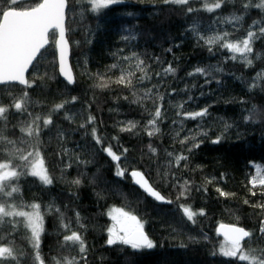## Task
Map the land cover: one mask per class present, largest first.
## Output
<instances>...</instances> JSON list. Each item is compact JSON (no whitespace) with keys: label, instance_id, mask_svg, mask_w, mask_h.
I'll list each match as a JSON object with an SVG mask.
<instances>
[{"label":"trees","instance_id":"obj_1","mask_svg":"<svg viewBox=\"0 0 264 264\" xmlns=\"http://www.w3.org/2000/svg\"><path fill=\"white\" fill-rule=\"evenodd\" d=\"M40 1L21 0L18 9L28 10ZM210 1L214 0L180 5L118 0L93 11L88 0H70L66 36L73 86L58 76L51 40L27 76L34 82L32 87L0 86V103L5 105L28 92V111L21 115L11 109L7 121L0 120V129L23 153L38 150L52 180L44 185L38 177L22 175L10 182L19 187L13 194L16 202L41 206L39 253L44 264H65L72 257L78 264H248L221 253L223 240L216 231L224 224L253 233L242 243L246 249H264L259 231L264 221V209L259 207L264 204V185L258 183L264 173L253 166H264V76L254 79L264 72V36L254 39L252 53L246 54L251 66L244 54L220 47L242 41L249 30L259 36L264 10L245 9L249 0H226L221 8L208 11L205 5ZM189 7L195 11L188 12ZM237 16L241 19H233ZM224 33L226 40L212 45L199 39ZM168 67L175 71L165 73ZM198 67L205 73L195 72ZM121 75L124 83L117 82ZM61 103L64 107L53 111ZM156 108L162 113L155 124L159 130L149 135ZM204 108L208 114L203 118L184 116ZM250 113L254 115L248 121ZM36 116L40 117L38 141L35 133L29 137L21 132L23 123ZM49 116L53 123L44 128L42 121ZM89 116L94 117L91 123ZM128 122L136 127L121 131ZM93 128L101 144L93 139ZM218 137L220 142L213 143ZM105 147H111L119 159L112 160ZM178 157L186 159L177 163ZM117 166L125 171L123 177L116 175ZM133 170L171 203L158 204L137 189L128 175ZM77 179L79 184L74 183ZM182 205L196 213L193 220L187 219ZM114 209L136 216L153 242L152 249L106 243ZM5 219L24 221L23 217ZM64 224L82 234L86 261L80 259L78 245L64 244V235L70 234ZM0 236L5 245L13 241L20 264H33L31 230L23 222L14 231L12 224L0 226Z\"/></svg>","mask_w":264,"mask_h":264},{"label":"snow or ice","instance_id":"obj_2","mask_svg":"<svg viewBox=\"0 0 264 264\" xmlns=\"http://www.w3.org/2000/svg\"><path fill=\"white\" fill-rule=\"evenodd\" d=\"M88 2L91 4L92 10L96 11L115 4L118 0H88ZM169 2L183 5L187 4L188 0H165V3ZM225 2L226 0H217V2H215L212 6H208L206 4L205 7L206 10L213 11L214 9L221 8V5ZM0 3L6 5V7L0 8V85L6 86L16 82L25 86V88L32 87L34 82H29L25 79V73L29 70V67L33 65L34 61L37 60L38 54L41 53V50L44 49L46 45H49L50 40L59 51L60 74L65 77L68 84L74 83L73 77L66 72L64 65L68 47V41L65 39V18L70 0H43V2L36 3V6L30 8L29 10L18 9V5L21 3V0H0ZM252 6L264 10V0H259L258 3H253V0H249V2L243 4L245 9ZM193 11L195 10L191 7L188 8V12ZM233 19L239 20L241 17L237 16L233 17ZM255 23L258 22H254V24ZM50 30H52L51 33ZM193 31H195V29H193ZM227 35V33H224L223 36L216 35L208 37L207 39L201 36L199 39H202L205 43L212 45L226 40ZM260 36H264V26L259 27V36L256 32L249 30L247 38L242 41L238 43H220V47L227 48L233 54H244L246 65L251 66L252 61L247 58L246 54L252 53V42L254 39L260 38ZM209 51H212L211 47L209 48ZM231 58L236 59V56L233 55ZM125 59L128 58L125 57ZM140 63L142 64L143 62L141 61ZM112 67L115 68L116 65L114 64ZM137 67L139 68L140 64H137ZM141 71H143L142 68ZM164 71L165 73H173L175 70L172 67H168ZM195 72L204 74L205 70L198 67ZM157 75H159V73H157ZM189 75H194V73H189ZM261 76H264V72L258 73L257 78L254 79H258ZM144 78L145 77L142 76L141 80ZM124 81L125 77L121 75L117 82L124 83ZM99 86L104 87L106 85L102 84ZM255 86L257 85L254 83L253 87ZM27 97L28 92L24 91L21 97H12L11 102L7 105L0 103V120L7 121L8 113L11 109H15V112L21 115L26 113L28 111L27 105L30 102ZM189 99H191V97H189ZM76 100V97H72L73 102ZM63 107V103L57 104L53 111H57ZM207 114L208 109L204 108L196 112H185L184 116L186 119L195 120L197 118H203ZM28 115L31 116L32 114L28 113ZM253 115V113H250V115L245 119L251 121L253 119ZM161 116L162 113L160 108H156L154 118L149 121V124L153 125V131L149 132V135H153L155 131L159 130L158 128H155V124L156 120L161 118ZM39 120L40 117L36 116L31 122H24L21 127V132L26 133L29 137H33V134L35 133L34 138L38 141L41 131L40 125L37 123ZM93 121L94 117L89 116L88 122L91 123ZM42 123L44 128H47L53 123V121L49 116V118H44ZM6 126L7 125L5 124V127ZM230 126L231 125H225L226 128ZM81 127H84V125H81ZM135 127V123L128 122V127L122 128L121 131H130ZM203 135H206V133H203ZM92 137L97 144H101L102 141L97 136L95 128L92 130ZM194 139L195 138L193 137V140ZM219 142V137L213 141V143ZM149 147L151 151H155L151 148V146ZM194 147H199V144H194ZM103 151L107 153L112 160L119 159V157L113 153L111 147H105L103 148ZM125 152H127V149H125ZM0 154H3L0 155V226L12 224L14 231L16 224L23 222L25 227L31 230V236L28 239L35 250V255L32 257L33 264H36V262L44 264V260L39 253L40 235L43 231V217L40 212L41 206L36 203L25 205L23 203L16 202L13 194L19 192V187L10 182L18 179L22 175L38 177L44 185L51 184L52 180L49 178L46 170L44 169V161L40 158L39 151H30L26 154L23 153L21 149L16 146L15 141L8 139L7 136L4 135L3 129H0ZM169 155H171V153ZM34 156L35 159H33ZM181 159H186V157H178L177 163H179ZM14 160H18L19 162L15 163ZM81 162L86 163L85 161ZM116 175L123 177L125 175V171L117 166ZM130 175L134 179V183L142 188L149 196L154 197L158 201L164 200V197L155 191L154 188L148 184L147 180L143 179L141 172L133 170L130 172ZM141 181L143 182L141 183ZM256 182L257 181L255 179L251 181L253 185H255ZM74 183L79 184V179L74 181ZM258 183L260 185H264V178H260ZM185 184H187V182H185ZM217 191L220 190L217 189ZM181 195H184V193L182 192ZM220 195L224 196L226 193L220 191ZM253 195H255V192H253ZM167 202L171 203V201ZM245 203L248 202L245 201ZM259 207L264 209V204L259 205ZM24 208H31V211H25L23 210ZM181 208L187 216V219L190 221L193 220V216L196 215V213H193L188 207L183 205ZM57 211L59 210L57 209ZM113 211L116 212L117 215H113L112 219L119 225V227L108 229L109 236L106 241L108 245L121 243L124 245H130L133 250L153 248V242L142 230V225L139 223L136 216L130 215L129 213L123 212L119 209H115ZM199 214L203 215V210H201ZM10 217H23L24 221L5 219ZM60 218L61 223L63 224V213L60 214ZM77 222H79L78 213ZM63 226L66 229H69V225L64 224ZM81 227H83V225H81ZM259 231L260 234L264 236V221H261ZM223 234L227 240V244H225L222 248V254L224 256L235 257L239 261H247L248 264H264V249H246L241 244V241L245 238H251L253 233L245 230L244 228L230 227ZM3 239L4 237L0 236V241H3ZM63 241L65 245L68 244V242H71L72 245H78L80 259L86 261L87 249L85 247L82 234H79L77 231L70 230V234L64 235ZM19 255L23 256V253H19ZM11 261H16L17 264H20L13 241H9L7 245L0 242V264H6V262L7 264H10ZM57 264H61V262L57 261ZM65 264H78L77 258L72 257L70 259H66Z\"/></svg>","mask_w":264,"mask_h":264},{"label":"water","instance_id":"obj_3","mask_svg":"<svg viewBox=\"0 0 264 264\" xmlns=\"http://www.w3.org/2000/svg\"><path fill=\"white\" fill-rule=\"evenodd\" d=\"M40 2H43V0H41ZM29 10V9H28ZM66 12H67V10H66ZM52 32V30H50V33ZM67 32H66V18H65V39L67 40ZM57 38H58V33H57ZM68 41V40H67ZM49 45H46L45 46V48L44 49H42L41 50V53L48 47ZM54 47H55V45H54ZM41 53H39L38 54V57L40 56V54ZM55 53H56V65H57V73H58V76H59V78L63 81V82H65L68 86H73V84L74 83H72V84H68L67 83V80L65 79V77L64 76H62L61 74H60V71H59V69H60V60H59V51L55 48ZM38 57H37V59H38ZM36 61H34V63H35ZM34 63H33V65H34ZM33 65H31L30 67H29V70L25 73V79H27V76H28V74H29V72H30V70H31V68L33 67ZM64 65H65V70H66V72H68L72 77H73V79H74V74H73V71H72V68H71V65H70V45H69V42H68V47H67V52H66V55H65V62H64ZM11 85H19V86H22V87H25V86H23V85H20L19 83H16V82H14L13 84H11ZM0 86H5V85H0ZM129 178L131 179V182H132V184L137 188V189H139L143 194H145L150 200H152V201H154V202H156V203H158V204H161V205H166V204H168V202H167V200L164 198V200L163 201H158V200H156L154 197H152V196H149L146 192H144V190L142 189V188H140L137 184H135L134 183V179L131 177V175H130V172H129ZM143 175V174H142ZM137 179H139V178H137ZM143 179L144 180H147V178L143 175ZM148 181V180H147ZM143 181H141V183H142ZM148 184L149 185H151L150 183H149V181H148ZM155 190V189H154ZM156 191V190H155ZM158 192V191H157ZM159 193V192H158ZM160 194V193H159ZM161 195V194H160ZM162 196V195H161ZM163 197V196H162ZM230 227H237V226H233V225H226V224H224V225H220L218 228H217V235L223 240V241H225L226 243H227V240H226V238H225V236H224V232L228 229V228H230ZM237 228H239V227H237ZM144 233L146 234V232L144 231ZM147 235V234H146ZM148 237V236H147ZM248 238H245L243 241H241V244L242 243H244L246 240H247ZM38 264H39V262H38Z\"/></svg>","mask_w":264,"mask_h":264},{"label":"rangeland","instance_id":"obj_4","mask_svg":"<svg viewBox=\"0 0 264 264\" xmlns=\"http://www.w3.org/2000/svg\"><path fill=\"white\" fill-rule=\"evenodd\" d=\"M215 2H217V0H214V1H210L209 2V4H208V6H212ZM253 166H254V169H255V171H263V173H264V166H261V165H259V164H253ZM258 166V167H257ZM261 178H264V175L261 177ZM115 210V209H114ZM113 215H117V213L116 212H114L113 210L110 212V214H109V218H110V220H111V226H110V228H113V227H116V228H118L119 227V225L118 224H116V222L112 219V216ZM143 230V229H142ZM225 244H227L225 241H222V243H221V247H220V251H221V253H222V248H223V246L225 245Z\"/></svg>","mask_w":264,"mask_h":264}]
</instances>
